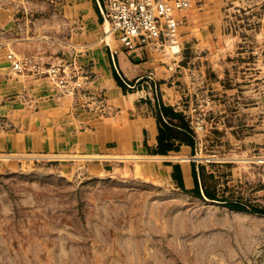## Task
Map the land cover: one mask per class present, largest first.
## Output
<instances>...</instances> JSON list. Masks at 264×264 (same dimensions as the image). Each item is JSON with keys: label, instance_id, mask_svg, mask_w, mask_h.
Returning <instances> with one entry per match:
<instances>
[{"label": "rangeland", "instance_id": "374dc122", "mask_svg": "<svg viewBox=\"0 0 264 264\" xmlns=\"http://www.w3.org/2000/svg\"><path fill=\"white\" fill-rule=\"evenodd\" d=\"M188 1L182 53L158 52L167 72L143 102L157 124L160 105L181 114L170 136L194 147L155 155L134 131L116 159L99 145L131 134L128 118L96 73L74 97L45 76L6 84L21 80L9 54L92 64L104 46L93 0H0V264H264V0ZM179 156L199 190L175 180Z\"/></svg>", "mask_w": 264, "mask_h": 264}, {"label": "built area", "instance_id": "2783aa9c", "mask_svg": "<svg viewBox=\"0 0 264 264\" xmlns=\"http://www.w3.org/2000/svg\"><path fill=\"white\" fill-rule=\"evenodd\" d=\"M103 21V38L112 50L113 44L120 43L126 52H136L142 48L164 50L172 56L182 53L180 43L179 15L190 7L188 0H97ZM162 50V51H163ZM7 60L15 74L45 76L63 94L77 96L84 90L88 76L76 67L75 62L57 63L48 67L36 60H20L9 54ZM122 80V79H121ZM126 87L134 90L144 82H155V75L138 79L134 84L122 80ZM203 120L194 124V132L203 131Z\"/></svg>", "mask_w": 264, "mask_h": 264}, {"label": "crops", "instance_id": "0c3cea01", "mask_svg": "<svg viewBox=\"0 0 264 264\" xmlns=\"http://www.w3.org/2000/svg\"><path fill=\"white\" fill-rule=\"evenodd\" d=\"M100 3H103L104 0H99ZM94 6L96 8V11L99 14V28L103 35V21L100 14V10L98 7L97 0H93ZM205 28L204 26H202ZM199 32V30H198ZM197 30H194V33L199 34ZM202 34V33H201ZM103 42V41H102ZM104 46H99L95 49L93 47L92 50V60L93 63L91 64L90 61L84 60V63H79V65L76 67L79 68L83 74L88 75L89 73H96V82L98 83L101 80L104 81L105 85L108 87L107 94L110 97V99H115V101L120 102L123 106L121 107V111H118L119 116H123L126 114V117L128 118V131L131 132V134L128 135H118V134H110V137L112 138L109 143H115L114 147H108L106 141L104 144L99 145L101 155L100 157L108 156L110 158H121L122 152L126 148H129V143L131 141L133 142V132L135 131V139L137 143L141 144V151H145L144 145L147 144V146L150 148L151 152L154 154L157 150L158 141H157V135H158V124L156 115H154L155 112V102L154 103H144L143 100H154V93L151 88V82L144 81L137 85V89L142 88V91H138L134 94L124 95L122 88H120L116 82L115 74H117L120 79L124 80L128 83L136 82L140 78H146L150 73H154L155 77L158 75H162L164 72H167L166 66L161 67L162 60L160 57V54H158L159 51L153 49V48H142L136 52L128 53L125 51L124 47L116 42L113 44L112 50L108 46L106 42H103ZM1 64V63H0ZM7 64H10L9 61H7ZM89 65L91 66L90 69ZM10 71L11 65H8ZM50 65H47L45 67H48ZM0 74L5 77V68L0 66ZM15 74V73H14ZM18 79H21L19 81H14L13 79L6 81V84L8 86H19L23 89L27 87V82L25 80L29 78H40L44 76H31L28 74H16ZM47 78V77H45ZM24 79V80H23ZM156 79V78H155ZM159 80V78H157ZM102 81V82H103ZM52 83V82H51ZM53 84V83H52ZM54 85V84H53ZM31 87V85L29 86ZM28 87V88H29ZM56 89H58L56 86H54ZM147 89L151 90V93L147 91ZM85 90V88H84ZM81 93V92H80ZM145 93V95L143 94ZM91 93L88 95L84 92V95H79L80 99H84L88 103L94 105V108L101 109V95L94 96L91 98H88L87 96H90ZM144 95V96H143ZM122 100L121 102V99ZM93 99V100H92ZM52 101V100H51ZM155 101V100H154ZM115 136V137H114ZM128 143V144H127ZM188 148V147H186ZM184 148L185 154L188 153V150ZM190 149V148H189ZM183 150L181 149V152ZM124 156V155H123ZM126 157V156H125ZM180 158L178 161L173 162L172 166L170 168L174 171L173 166L178 165L180 166L184 185L185 186H195L194 184V178H193V167L191 165V162L188 161L189 159L186 156H179ZM160 159V158H159ZM156 160V159H155ZM157 162H160V160H156Z\"/></svg>", "mask_w": 264, "mask_h": 264}, {"label": "trees", "instance_id": "16d2710c", "mask_svg": "<svg viewBox=\"0 0 264 264\" xmlns=\"http://www.w3.org/2000/svg\"><path fill=\"white\" fill-rule=\"evenodd\" d=\"M115 79L120 88H122L123 91H127V87L125 83L120 79V77L115 74ZM183 117L181 114L174 112V110L167 108L166 106H161L160 105V113L158 116V135H157V141L159 148L155 151V155H160V156H166L169 152L173 151L174 149L172 146H170L174 141H179L180 144H186L187 146L193 148L194 144L190 140H179L171 135V128L173 127L171 122L174 121H183ZM185 127V125H184ZM178 128V127H176ZM181 129V128H178ZM182 130V129H181ZM174 169V175H175V180L178 181L182 186L184 185V180L182 176V172L180 169V166L175 165L173 166ZM195 189L199 190V184L197 180L195 181Z\"/></svg>", "mask_w": 264, "mask_h": 264}, {"label": "bare ground", "instance_id": "6f19581e", "mask_svg": "<svg viewBox=\"0 0 264 264\" xmlns=\"http://www.w3.org/2000/svg\"><path fill=\"white\" fill-rule=\"evenodd\" d=\"M102 40V39H101Z\"/></svg>", "mask_w": 264, "mask_h": 264}]
</instances>
